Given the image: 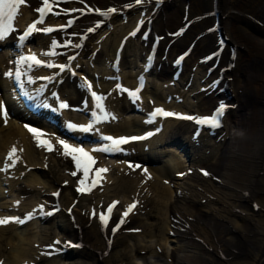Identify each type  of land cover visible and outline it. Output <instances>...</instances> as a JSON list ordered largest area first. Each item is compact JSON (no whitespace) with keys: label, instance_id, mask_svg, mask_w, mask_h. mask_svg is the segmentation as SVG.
I'll use <instances>...</instances> for the list:
<instances>
[{"label":"bare ground","instance_id":"1","mask_svg":"<svg viewBox=\"0 0 264 264\" xmlns=\"http://www.w3.org/2000/svg\"><path fill=\"white\" fill-rule=\"evenodd\" d=\"M50 5L51 12L43 19V23L37 24L38 30L32 32L31 37L38 36L37 41H43V51L38 58L53 65L52 71H43L39 68L36 70L35 65L29 67L28 64H22L26 72L22 73L23 78H18L17 73L11 70L10 64L6 63L5 59L11 45V41L6 42L10 40L7 36L10 35L14 39L13 33H16L19 42V37L28 31V26L41 19L38 9L44 7L43 0H25V4L18 8L15 13L16 21L19 24L21 22L25 24V30L15 29L13 18L10 27L7 19L0 26V30L10 32V34H4V39L0 40L2 48H0V85L2 84L1 78L5 79L3 81L10 89L8 92L15 94L14 90H19L21 87L18 84L19 81H27L36 86L50 81L54 91L60 88L61 94L68 95V98L61 100V103H66L69 108H81L87 113L91 107L83 104L84 93L81 87L74 89L79 96L71 97L67 92L68 81H66L67 84L61 85V76L64 77L67 69L72 66V59L86 51L87 44L82 41L84 37L89 39L97 29L112 24L119 17H124L126 24L117 23L114 31L108 32L105 40L98 44L93 59L94 64H100L103 56L108 57V61L111 59V64H113L116 52L120 51L121 61L118 68H123L122 72H125V78L121 80V88L123 87L125 91L130 90L131 93L139 87L141 82V79L132 78L128 72V68L135 65L136 51L145 53L146 57L153 39L157 38L160 43L155 55L156 70H153L152 75L166 78L169 73L176 71V67L168 63L175 61L190 49L191 54L181 66L180 78L184 84L183 90L187 92V88L191 85L194 87V82L199 79L197 76L204 78L208 86L206 92L196 95L197 110L195 113L202 117H209L223 104L226 115L220 129L215 130L212 137H208L213 140V151L202 152L201 148L202 153H199L201 155L196 161L197 167L189 162L184 164L187 166L184 169L182 163L166 161L168 162L164 167L166 171L180 172L192 169L186 178L190 183L185 184L182 190L187 192L188 197L184 194L182 197H170L172 190L164 181L166 175L159 169L152 167L147 169L137 165L122 166L126 171L121 172L111 192L115 194L114 196L120 195V197H126L127 200H137L138 206L127 219L124 218L125 222L113 233V228L117 227L121 218H117L116 213H113L111 221L105 227L99 216L102 212H106L107 207L102 210L99 205L100 209L97 210L92 220L90 211L87 215L83 211L80 213L73 211L72 209L77 206L74 202L73 191L71 194L73 200H66L65 203V210L72 211L67 219L68 224L62 222L64 208H61L59 201L65 200L64 192L69 187L68 183H61L66 177L56 176L57 172L47 171L51 173L49 178L47 174L39 173L37 170L39 167L53 170L54 166L60 168L59 164L48 159H41L38 162V158L34 155L35 149H33L36 142L25 125L9 119L8 114L5 122V117L0 114V157L5 154L8 158L11 150L15 148L17 151L12 159H17L18 163L12 167L19 169L22 167L21 172L16 173H10L5 169L12 179L7 182L8 187L7 185L1 187L0 182L1 212L11 211V199L9 196H6L7 199L5 195L3 196V190L15 189L17 182L19 183L21 177L25 175L23 174L24 168H32L33 170L29 173L26 171L27 175L24 176L31 178L30 183L26 185L31 189L21 187L22 189L20 188L17 193L21 196L37 193V196H40V192L35 187L41 188L40 191L51 189V185L60 180L53 189L52 198L46 199L43 207L46 212L45 221H55L56 230L62 234L58 236L60 238L52 241L58 245L54 249L44 242L34 246L30 238L33 233L27 229L31 225L25 226L24 231L17 236L12 231L17 229L15 226H18L19 222L0 225V263L4 258L3 264H29L24 263L28 259H33L30 264H44L46 261L54 260H49L50 258L67 256L72 251L83 250L82 254L90 261V264H123L128 256L126 252L116 251L117 238L121 235L135 237L141 234H153L160 225V232L172 230L173 239L179 243L169 252V264H223L224 260L236 259L239 255L251 256V262L243 264H260L264 258V34L256 38L253 36V30H256L255 24L257 23L263 26L262 32L264 33V0H141L140 3L136 0H57V2L50 0ZM109 9H115V12L109 13ZM145 11L148 14L142 16ZM134 12H138L142 17L137 19L136 16H130ZM71 21L73 22L72 27L64 34L59 32L52 33L48 37L43 35L45 38L40 36L45 28H61ZM125 28H133L130 31L132 33L138 30L132 44L140 42V48H134V46L131 48V44H128L131 42L128 40L130 34L127 38H117ZM147 29L150 33L145 39L143 34ZM218 29L233 49L219 40L216 33ZM54 41L55 47L53 46ZM182 49L184 51L179 53L178 57L177 53ZM49 53L55 54L50 55ZM141 59L143 56L140 61ZM61 65L64 66L63 69ZM8 73L12 75L9 76ZM102 77L109 78L111 75L109 73L108 76L103 75ZM168 81L170 82L169 78L159 80L158 87L154 88L143 86L134 100L148 110L150 115H153L156 109L178 115L186 114L185 108L171 105L170 102L158 101L165 95V90H167L165 85L169 84ZM214 82L218 84L214 85ZM84 84L87 88L91 85L89 92H95L97 88L95 84L89 81ZM223 88L227 89L229 102L224 94L220 95ZM45 89L51 88L48 86ZM101 89L104 91L105 104L108 103L116 111L118 109L120 114L131 108V105L125 106L124 101L118 104L116 99L113 100L120 90L105 87ZM89 92L87 93L88 100L94 107ZM49 93L52 94L53 91L50 90ZM181 93L184 92L181 91ZM124 97L127 103L133 98L131 95H124ZM0 101H2L1 98ZM104 110L113 120L110 108L104 107ZM93 112L102 114L99 109L93 108ZM153 116V121L147 122L150 127L148 130H143V125H139V119L135 117L131 121L126 120L104 126L99 139L103 136L124 137L125 135L121 134H132L145 137L144 144L152 148L154 142L163 135L168 137L169 142L178 140L176 145L183 137L185 138L183 141L188 140L189 142V139L199 136L195 130L194 133L188 132L191 127L189 124L183 125L164 120L162 115ZM93 118L92 116V119L83 125L94 122L95 118L94 120ZM105 118L102 120L104 121ZM95 125L98 126L97 123ZM156 133L159 136L154 137ZM187 134L188 137H186ZM199 141L203 145V141ZM141 144L137 145L138 148H141ZM134 147L135 145H130L120 150L118 154L130 157L135 154ZM60 151L63 152L61 148ZM89 153L96 163L93 166V172L90 173L88 184L91 183L95 169L103 168V163L99 162L101 155L92 150ZM68 158L71 159V157ZM72 163L75 167L73 160ZM75 171L83 177L82 171H78L76 167ZM205 172L208 174L205 175ZM165 173L168 178H171V174L169 176L167 172ZM205 179L210 180V183L204 185L203 180ZM99 185L100 180L97 187ZM97 187L86 192L87 201L96 197ZM13 193L15 192L10 191V195ZM56 193H60L57 201L53 198ZM149 195H153V199H150ZM202 203L217 204L218 207L205 212L201 209L200 204ZM92 206L96 205L93 203ZM127 207L128 205L123 212ZM148 207L157 211L159 216L157 225L146 227L139 219L135 220L138 212L145 214L146 221L151 220L153 217ZM54 210H58L54 217L48 215ZM1 212L0 219H8ZM34 212V209L24 210L23 220L30 221L35 215ZM165 215H170V218L165 219ZM232 218L239 219L242 225L235 224ZM51 231L53 232L51 228H46L39 235L48 238L52 235ZM198 238L202 241L200 242ZM57 241L59 243H56ZM105 252H108V259L102 262L100 259H103L102 255ZM132 253L135 257L140 256L137 248H134ZM150 253V249L142 252L145 255ZM225 264L232 263L225 262Z\"/></svg>","mask_w":264,"mask_h":264},{"label":"rangeland","instance_id":"2","mask_svg":"<svg viewBox=\"0 0 264 264\" xmlns=\"http://www.w3.org/2000/svg\"><path fill=\"white\" fill-rule=\"evenodd\" d=\"M154 13V12H152ZM145 14H148L146 11L142 13V16H144ZM130 16H136L137 19L140 16V14L138 12H134L132 15ZM117 23H121V24H126V18H122L119 17L117 18L112 24H107L104 27H102L101 29H97L92 37H90L89 39L87 37H84L82 39L83 42H85L87 44V49L86 51H84L83 53L77 55L75 58L72 59L71 64L72 66L69 67V69L67 70V74L64 76V80L62 82L67 84L66 81H68V86L69 88L67 89L68 94L71 93V97H74V95L72 94V92L74 93V89H76L78 86H81L83 88H86V84H84V82H91L94 83L95 85L98 86V88L95 89V92L98 93L101 97H103V105H105V97H104V91L100 92V87H105L107 89H114L117 86H114V82L113 83H108L107 81L102 80V76L103 75H107L110 72V64H111V59L108 61V57L103 56L101 59V63L100 64H94L93 63V59L94 56L96 55V51L98 49V44L102 41L105 40V37L107 36L108 32L111 33L114 31V27ZM261 24V23H260ZM256 30H253V36H255L256 38H260L261 35H263L264 33L262 32L263 30V26L258 25L257 23L255 24ZM53 29H57V28H53ZM133 28H125V30L121 31V33L119 34V36L117 38L122 39L123 37L127 38L129 36V34L131 33L130 31ZM118 31V29H117ZM219 31V32H218ZM41 35L43 38H45V36L43 35H47L51 36L52 33H48L45 31H41ZM217 36L219 38V40L221 42H223L224 45H227L230 47V49L232 48V45L229 44L228 40L225 38L224 34L221 33L220 34V29L217 30ZM64 34V33H63ZM252 35V34H251ZM38 37V36H37ZM135 40H132L131 42H129L128 44H131V48L134 46V48H140V44L139 42H135L134 44H132ZM35 45H31L28 49L29 52H34L36 54L41 53L42 48L39 44L42 45V42H38L37 40L35 41ZM133 48V50H134ZM68 50H71V48H68ZM183 50V49H182ZM182 50H180L177 54L179 55V53L182 52ZM27 52V51H25ZM176 54V55H177ZM135 65L132 66V68L135 66V68H137L139 66V62H140V53L136 51V56H135ZM16 57L14 56L12 58V62L13 59H15ZM74 68V69H72ZM196 68V67H195ZM138 69V68H137ZM123 68L121 69V76L122 78H125V72H122ZM126 70V67H125ZM197 78H199L197 81H195L194 83V87H189L187 88V92H185L183 90V85L181 83V86L178 85H173L172 82H170L169 84L165 85V88L167 90H165V95L162 97V99L158 100V101H164L167 100L165 102H170L171 105H177L182 107L183 109L185 108L188 113H193L195 114L196 112V103H197V99H196V95L199 93H204L207 89V83L204 80V78H200V76ZM153 77L149 78V83L153 84V88L155 86H157V84L155 85L156 80ZM148 83V84H149ZM161 85V83H160ZM158 87V86H157ZM116 90H120L119 93L121 94H130V90L125 91L124 89H116ZM181 91H183L184 93L182 94ZM62 96L65 97V99L68 98V95L63 94ZM119 96V100L118 101L120 104V102H123V96ZM145 96V95H144ZM152 99V97H150ZM226 100L229 102L230 98H228V96L226 97ZM83 102H88V98H87V92L85 89L84 92V100ZM161 103V102H160ZM85 104V103H83ZM138 107L140 109H142L143 107L140 104H137ZM73 109H77V108H73ZM143 110H146L143 108ZM112 115H113V120L110 121L107 125L113 123V124H117L119 122L122 121H131L132 119L135 118L134 115H132V113H137L136 110H132L131 108L127 109L124 113L120 114L118 112L117 109V114L115 113L114 110H110ZM147 114H149L148 110H146ZM70 114H72L73 118L75 120L78 121H85L87 116L84 114H79L76 112H70ZM150 115V114H149ZM137 116V115H136ZM153 116V115H152ZM142 118H146V116L140 117ZM45 133L48 138L46 136H44V139L49 140L51 143H53V151H48L43 147H39L37 146V144L35 145V152L34 155L36 156V158H38V162L41 159H48L49 161L52 162H57V164H59V167L54 166L53 170L51 169H43L42 167L37 168V170L39 171V173H44L47 174V176H49L51 174L50 172L48 173L47 171H51L53 173L57 172L55 175L56 176H60V177H66V179L64 181H62L61 183L63 184H69L68 190L66 192H64V198L65 200H60L59 201V205L61 206V208H64V210H62L63 214H62V222H64V224H68L67 219L70 217L71 212L72 211H66L65 210V203L66 200L67 201H72L73 197L71 196L72 191L74 193V202L77 203V206L75 208H73V211H79V213L81 211L85 212L86 215L87 213L90 211L91 213V220L93 218V211H95V213H97V210L100 209L99 205L101 206V209L103 210L111 201H117L119 206L117 207V209L115 210L116 213V217L117 218H121L122 214H123V210L125 209V207L127 206V204L129 203H135L136 206H138L137 204V200H127L126 197H120L119 196H114L115 194L111 192L112 187L115 185V181L120 177L121 172L126 171L124 166H127L126 162H121L119 160H121L122 158H117V159H106V158H102V160L100 162L103 163L102 167L107 169V171L105 172V174H102V181H101V186L99 187V190L97 191L96 197L93 200L87 201L86 200V192L84 193H80L77 192V188L80 187L79 185V181L82 179L81 174H77L76 176L71 175V173L73 171H75V167L72 163V160L69 159L68 157H65L63 155V152L60 151L59 148V144H56L59 140V138H52L51 134L48 133V131L43 132ZM62 137V136H60ZM165 141V140H162ZM213 140L206 138L203 141V145L207 146L204 147L202 149V152L205 151H213L214 149V143H212ZM59 149V150H58ZM200 152V153H202ZM196 156H193V158L200 156L201 154H195ZM6 155H3L0 157V167H7L8 169H10V171H12L13 173L16 172H21L20 169L17 168H12L10 167V162L11 160H6L5 158ZM168 161H172L175 160L174 162H178V163H182L184 169L187 167L186 165H184V159L182 158V154H178V152H176V156H174V158L171 160L170 158L167 159ZM215 161V160H212ZM211 161V162H212ZM173 162V163H174ZM165 164H163V166H156L155 169H161L162 173L164 175H166L164 181H166L168 183V187L172 190V194H170V197H182V194L186 195L187 197L189 196L187 194V192L182 191L183 188H185V184H189L190 182L186 179L187 178V172H191L190 170L188 171H180V172H175V171H166V170H162V168L164 167ZM193 165H195V167H197L196 165H198L197 163H193ZM166 166V165H165ZM154 168V167H153ZM194 168V167H191ZM29 171L27 173H29L30 171H32V168L28 169ZM24 171H27V169H25ZM167 172L170 176L171 174V178H168L167 174L165 173ZM13 175V174H11ZM27 175V174H25ZM24 175V176H25ZM54 175V176H55ZM23 176V177H24ZM21 177L20 179V184L18 183L15 186V189L17 188L20 189L21 187L30 190L31 187L26 186L27 184L30 183V177L27 178H23ZM168 178V179H167ZM46 181V180H45ZM60 180L56 181L55 184L51 185V189H42L41 191L39 189L41 188H36L38 189V191L40 192V196H37V193L34 195L31 193L28 195L21 196L19 195V193H13L11 194L12 196L9 197L10 200V208L11 211H9L8 213L2 211L1 213L3 214V216L5 218H8L10 220H19L20 221V225L18 226V228L15 230H13L12 232H14L17 236V234H20L21 232L24 231V227L31 225L29 228L31 232L33 233L32 235H30L31 238V242H34V246H38L41 242L47 243L49 245V247L51 248H56L55 246H58L57 244L53 243L52 241L60 237V235H62L58 230H56L57 228H55L56 222L55 221H51V222H46L44 223V221L39 222L38 220L33 219V217L31 218L30 222L26 225L21 226L22 224V220H23V216L21 215V213L26 210H36L34 213L36 216H43L46 215V212L44 211V201L46 199H50L52 198V193H53V189L54 187H56V184L59 183ZM200 183V182H199ZM204 185H207L210 183V180H203ZM203 185V186H204ZM21 188V189H22ZM199 190H201L200 187H198ZM4 189V188H3ZM13 189V191L15 190ZM7 191V196H9L10 192L9 190H3ZM30 193V192H29ZM28 196V197H27ZM127 196V194H126ZM150 199H153V195H149ZM7 199V197H6ZM8 199V200H9ZM33 200V201H32ZM98 200V201H97ZM63 201V202H62ZM95 204L96 206H92V204ZM200 206L202 207L201 209L203 211H210L214 208H217V204H208V203H202L200 204ZM13 207V208H12ZM93 207V208H91ZM96 207V208H95ZM145 207V205H144ZM79 209V210H78ZM91 209V210H90ZM149 212L151 213V216L153 217L151 220L146 221V216L144 213H137V215L135 216V220H140L146 227L147 226H154L158 224L157 218L159 217L157 215V211L152 210L150 207H148ZM147 210V212H148ZM10 214V215H9ZM23 217V218H22ZM168 217L170 218V215H165V219L168 220ZM21 219V220H20ZM232 220L234 221L235 224L238 225H242V222L239 219L236 218H232ZM46 228H51L53 230V232L51 231V234L48 238L45 236H40V232L43 229ZM167 228V227H166ZM170 228V227H169ZM157 230L152 234H141L135 237H129V236H119L117 238V243H118V248L116 249V251H120V252H126L127 254V260H125L124 263L126 264H169V260L170 258L168 257L169 252L175 248L176 246L179 245L178 242H176L173 239V235L171 234L172 230H163L162 232H160V225L158 226V228H156ZM172 229V228H170ZM196 235V233L194 234ZM203 238V237H202ZM198 240H200V242L202 241L200 238H198ZM123 244V245H122ZM137 248V251L140 253L139 257H135L133 256V249ZM156 248V249H155ZM36 249V248H35ZM146 249H150L151 253L150 254H142V252H144ZM159 249V251H158ZM157 250V251H156ZM160 250L162 251L160 253ZM253 250H255V248H253ZM115 251V252H116ZM114 252V254H116ZM83 250L80 251H72L70 255H63L61 257H55V258H50L54 259L51 261H46L44 264H90V261L83 256ZM103 259H100L102 262L107 261L108 259V252L103 253ZM264 259V258H263ZM262 259V261H263ZM33 259H28L25 260L24 263H31ZM251 256H238L236 259H228V260H224L226 263H232V264H243L246 262H251ZM261 261V262H262ZM2 264L4 262V258L1 261ZM225 262L223 264H225ZM123 263V264H124ZM103 264V263H102ZM105 264V263H104Z\"/></svg>","mask_w":264,"mask_h":264},{"label":"snow or ice","instance_id":"3","mask_svg":"<svg viewBox=\"0 0 264 264\" xmlns=\"http://www.w3.org/2000/svg\"><path fill=\"white\" fill-rule=\"evenodd\" d=\"M136 2L140 3L141 0H136ZM23 4H25V0H0V20H2L6 16L8 22H9V27H10L11 20H12L13 16L15 15V13L17 12L18 7L23 5ZM43 4H44V7L38 9L39 13L41 14V17H43V15L46 12H51V10H52L51 5H50V0H43ZM108 12L109 13L115 12V9H109ZM41 23H43L42 18L40 20L34 22L32 25H30V27L28 28V31L24 34V36L20 37V40L23 41L26 38V36L29 35L31 32L37 31L38 30L37 24H41ZM53 30L54 29H52V28L43 29V31H45V32H52ZM89 31H92V29H89ZM2 39H4V30H0V40H2ZM53 46L54 47L56 46L55 41L53 42ZM49 54L54 55L55 53H49ZM21 62L22 63H28L29 67H32L33 65H36V66L41 65V61L39 59H37V57L35 55H29L27 57H24ZM47 66L52 67L53 65H47ZM60 67H61V69H63L64 66L61 65ZM8 75L11 76L12 73H8ZM88 87H89V89H91V85H88ZM132 95H136V93H132ZM92 97H93V100L96 101L95 107L97 109H99V111L102 114L107 115V113L104 110L103 103H102L104 98L101 96H97V94L95 92L92 93ZM67 107H68V105L66 103H61L59 105L60 109H64ZM224 111H225V106L223 104H221L218 107V109L216 110L215 114L210 118H198V117H193V116H182L179 118L185 119V120L195 121V123H197L198 125H209L211 127H218L219 122H220V117L223 116ZM0 114H3V116L5 117V122H6L7 111H6L2 101H0ZM153 115H162L165 117H170V116H175L176 114L171 113V112H165L162 109H156L155 112L153 113ZM92 116L95 118L97 116V113L93 112ZM25 127L27 128L28 132L32 134L37 146L43 147L48 151L54 150L53 145L50 143V141L43 138L46 135L45 133H43L40 130H37L36 128L29 127L27 125H25ZM68 127L70 129H76L77 128V126L73 125V124H69ZM91 127H92V125H89L86 128L85 127L80 128V130L81 131H88ZM129 139H131V140H142V139H144V137H132V138L116 139V138H113L111 136H103L102 140L109 142V143L105 144L102 147L94 148L93 151L94 152H103V153L120 151L121 150L120 146L128 143ZM58 143L63 148V155L65 157H71V159L75 162L76 169L78 171L83 172V179H81L79 181L80 187L77 188V192H80V193L90 192L91 188L95 187L98 184L99 180L101 179V175L103 173H105L107 171V169H105V168L95 169L94 177L91 179V183L88 184L87 182L89 181L90 173L93 172V166L96 163L95 159L92 157V155L89 152H86L83 148L74 147V146L66 143L64 140H58ZM16 151L17 150L15 148H13L11 150V153L8 157L9 160H12L13 156H15V154H16ZM129 167H132V165H129ZM204 174L207 175L208 173L205 172ZM71 175L76 176L77 172L73 171L71 173ZM56 195H59V193H56ZM117 203L118 202H113V204L107 208L106 213L102 212L100 214L99 219L105 227H107L108 221L110 219V215H111L113 209L116 207ZM135 207H136L135 203H133L127 207V209L122 214V217L119 221V224L117 225L116 228H113V230H112L113 233H115V231H117L119 229V226L125 222L124 218L127 217L133 211V209ZM93 216H95V211H93ZM10 222H13V221L9 220V219H0V225H5V224H8ZM15 222H20V221L16 220ZM56 243H59V241H57Z\"/></svg>","mask_w":264,"mask_h":264},{"label":"water","instance_id":"4","mask_svg":"<svg viewBox=\"0 0 264 264\" xmlns=\"http://www.w3.org/2000/svg\"><path fill=\"white\" fill-rule=\"evenodd\" d=\"M261 264H264V259H263V261L261 262Z\"/></svg>","mask_w":264,"mask_h":264}]
</instances>
